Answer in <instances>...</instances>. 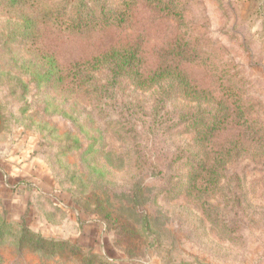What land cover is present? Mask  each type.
<instances>
[{"label": "rangeland", "instance_id": "1", "mask_svg": "<svg viewBox=\"0 0 264 264\" xmlns=\"http://www.w3.org/2000/svg\"><path fill=\"white\" fill-rule=\"evenodd\" d=\"M9 1L0 0V264H264V147L245 133L252 124L264 135V0H160L164 11L158 0H100L131 16L86 37ZM27 17L40 21L36 42L22 28ZM109 45L134 47L147 74L169 67L185 77L192 99L165 81L149 90L122 81L115 98L88 101L41 76L43 64L67 67ZM96 78L107 87L105 74ZM165 93L173 96L164 112L195 121L159 134L153 147L134 138L136 120L123 107L147 121ZM219 104L232 117L195 147L199 177L187 197L190 165L149 162L167 165L168 146L193 145ZM205 150L209 165L221 157L207 191Z\"/></svg>", "mask_w": 264, "mask_h": 264}, {"label": "trees", "instance_id": "2", "mask_svg": "<svg viewBox=\"0 0 264 264\" xmlns=\"http://www.w3.org/2000/svg\"><path fill=\"white\" fill-rule=\"evenodd\" d=\"M9 2L14 5L17 4L19 0H10ZM21 3L23 5H28L32 9L39 10L43 13L42 17L51 25L60 29L63 33L72 34L76 37H86L96 32L103 33L104 35L105 32L112 30L111 28L124 25L131 16L128 7L124 6L123 8L119 7L118 9H113L112 7L102 4L100 0H62L53 4L45 2V4L43 3L44 5H41L42 2L40 0H21ZM94 3H96L98 7L97 11L92 10ZM156 8H159L160 11L166 10L162 7L160 0H158ZM39 24L40 21H38V19L27 17L24 19L22 25V28L28 32L27 34L34 37V42L38 40L40 35L38 29ZM179 49L181 52L185 51V49H183V47L180 48L179 45L177 47V54H179ZM36 50L40 53L42 62H46L47 59H45V56L47 55L42 52L40 47ZM46 63H50V61ZM99 74H105L107 76V87L103 85L99 87L95 83L97 79L96 76ZM41 76L46 79L47 83H52L54 86H57L56 84H58V86L61 85L60 90H66L68 88L72 93H80V96H86L83 99L88 101L92 100L93 94L99 92L105 93L99 98L101 102L104 98H107L108 93H111L109 98H115L116 88L122 81L132 82L135 88L145 90H149L150 87L165 81L167 84L161 87L167 88L169 92L177 94L176 91H180V87H184L188 90L187 97L189 99H192L191 95H193L192 89L188 88L189 83L186 81V78L176 73H170L169 67L155 70L149 74L145 73L143 59L140 53L132 46L109 45L101 49L96 55L71 63L67 67H62L59 63L51 62V65L45 68L43 64ZM165 94L166 95H163L162 101H159L162 107L154 109L153 117L147 121L145 118L138 117V108L134 107L131 103L125 104L123 107V110L131 112L132 119L136 120L132 129V131L134 130V138L139 139L144 137L146 142L151 143L153 147L156 145L159 134L161 138L166 136L165 134L171 131L172 126H176L180 121L188 123L189 118L191 121H195L189 112H172L171 114L169 112H164L163 109L165 106L163 107V103L172 100L171 98L173 96L167 95V93ZM233 96L234 95H231V97ZM94 98L95 100L97 99L96 97ZM101 104L105 106L108 105L106 102ZM221 104H219L212 119L205 126L206 130L203 131L202 136L199 134L193 145L191 143L186 147L176 146L173 148L168 146L170 161L167 165H164V161L157 157L154 158L152 163L149 162V165L153 168L170 167L179 160H183V164L187 166L190 165L191 169L189 170L187 182V197L194 194V190L197 186L196 181L199 177L194 163V159H197L195 147L198 146L201 141H204L208 145L210 140L215 137L216 133L223 129V126L232 117L230 111L221 106ZM187 126H191L190 123ZM245 130L255 150H260L257 148V145L264 147V135H261L262 133L257 127H253L252 124H249ZM235 148L236 147H232L228 150H223L220 154L225 158L230 156V153L234 152ZM204 152L205 156L202 160V174L203 186L205 187V191H207L208 187L212 185V183H210L211 180L218 182V169L221 167V157L216 158L210 166V159L207 156L208 153L206 150ZM159 172L162 173L161 170H159ZM25 240H27L26 237L23 234L20 235V241L23 242ZM40 242L43 246L47 245L46 241L43 239H40ZM54 243L57 245L68 244L67 242L55 241Z\"/></svg>", "mask_w": 264, "mask_h": 264}]
</instances>
